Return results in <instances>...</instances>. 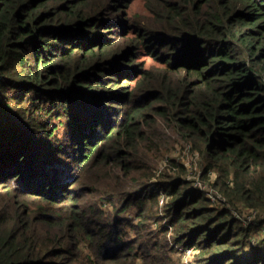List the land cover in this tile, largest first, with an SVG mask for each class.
<instances>
[{"label": "trees", "instance_id": "16d2710c", "mask_svg": "<svg viewBox=\"0 0 264 264\" xmlns=\"http://www.w3.org/2000/svg\"><path fill=\"white\" fill-rule=\"evenodd\" d=\"M134 1L0 0V264H264V0Z\"/></svg>", "mask_w": 264, "mask_h": 264}, {"label": "rangeland", "instance_id": "374dc122", "mask_svg": "<svg viewBox=\"0 0 264 264\" xmlns=\"http://www.w3.org/2000/svg\"><path fill=\"white\" fill-rule=\"evenodd\" d=\"M131 8L135 12L145 13V7H144L143 0H135ZM150 62L151 61L149 60L148 63ZM160 131L162 132V136L160 137V148H161L162 156H159V155L157 156L155 153L151 152V156L150 158H148V161H149L148 165L150 166V173H151L153 180H155L156 178H159L162 173H163L162 174L163 176L164 175L167 176L168 174H171L172 176L176 175L175 173L176 169L170 168L171 166H169V164L167 163L169 158H176L187 167V172L186 174H184L183 177L186 180L190 181L189 182L190 186L193 187V184L196 185L198 184L196 183V181H199V184L197 185L198 188L196 189H200V191H202L201 187H203L204 190L209 189L212 185L208 181L204 180L202 177L203 171L200 166L202 157L199 156V154L194 153L192 151L191 145H187L182 140L181 136L174 131V129L169 128V127H162ZM198 178L203 183H206L211 186H204ZM214 178H215V175L213 174L212 179ZM207 197L211 199L210 196H207ZM164 203H161L160 205L163 206ZM211 204L218 208L222 206V203L215 202L212 199H211ZM237 210L239 212L235 210L234 211L231 210L233 211V213H235V218L238 219L242 223L243 226L253 229V231L251 232V235H252V238H254V241L252 240V243H258L259 241L263 240L264 239V210L259 209V208L253 209V208H249L243 205H240V207ZM124 215L129 216V218L135 217V213L133 211H127L124 213ZM158 227L159 225H157L156 223L152 225V228L155 230H157ZM127 230L129 231V234L133 236V233L129 227H127ZM180 249H183V248L180 247ZM194 251L195 249H193V253ZM182 260H183V264H192L193 257L192 255L182 256ZM137 263L141 264L142 261L138 259Z\"/></svg>", "mask_w": 264, "mask_h": 264}, {"label": "built area", "instance_id": "2783aa9c", "mask_svg": "<svg viewBox=\"0 0 264 264\" xmlns=\"http://www.w3.org/2000/svg\"><path fill=\"white\" fill-rule=\"evenodd\" d=\"M199 179V178H198ZM200 180V179H199ZM201 181V180H200ZM196 183H198L199 184V181H196ZM201 183L204 185V186H211V185H208V184H206V183H203L202 181H201ZM198 184H196V185H194L193 184V187L192 186H190V187H192V188H198ZM202 188V191L203 192H205L206 193V195L207 196H210L211 197V199L213 200V201H215V202H219V203H222V206H226V207H230V205H229V203H228V200L226 199V197L224 196V195H222L221 193H219V191H217L214 187H210L209 189H207V190H204V188L203 187H201ZM167 197L164 195V194H162V197H161V203H163L164 202V200L166 199ZM235 211H238L237 209H234ZM233 210V211H234ZM239 212V211H238ZM234 215H235V213H234ZM251 241L253 240L254 241V238H252V236H251ZM182 250H184V256H188V255H193V248H187V249H182Z\"/></svg>", "mask_w": 264, "mask_h": 264}]
</instances>
